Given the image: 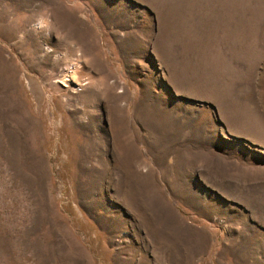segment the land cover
Masks as SVG:
<instances>
[{"label":"rangeland","instance_id":"374dc122","mask_svg":"<svg viewBox=\"0 0 264 264\" xmlns=\"http://www.w3.org/2000/svg\"><path fill=\"white\" fill-rule=\"evenodd\" d=\"M0 264H264V0H0Z\"/></svg>","mask_w":264,"mask_h":264},{"label":"clouds","instance_id":"9594fccd","mask_svg":"<svg viewBox=\"0 0 264 264\" xmlns=\"http://www.w3.org/2000/svg\"><path fill=\"white\" fill-rule=\"evenodd\" d=\"M34 27H37V28H44L46 27V23L43 19H38L36 21V25Z\"/></svg>","mask_w":264,"mask_h":264},{"label":"bare ground","instance_id":"6f19581e","mask_svg":"<svg viewBox=\"0 0 264 264\" xmlns=\"http://www.w3.org/2000/svg\"><path fill=\"white\" fill-rule=\"evenodd\" d=\"M74 72H75V71H74ZM75 74H76V72L73 73V74L71 75V78H73V79H74V78L78 79L77 76H75ZM71 78H70V79H71ZM73 81H74V80H73ZM124 176H125V173H124Z\"/></svg>","mask_w":264,"mask_h":264}]
</instances>
